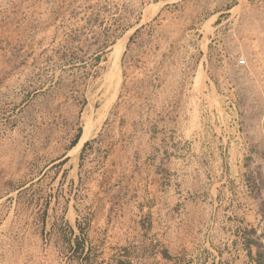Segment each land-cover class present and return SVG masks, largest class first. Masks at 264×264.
I'll list each match as a JSON object with an SVG mask.
<instances>
[{
	"label": "rangeland",
	"instance_id": "obj_1",
	"mask_svg": "<svg viewBox=\"0 0 264 264\" xmlns=\"http://www.w3.org/2000/svg\"><path fill=\"white\" fill-rule=\"evenodd\" d=\"M120 142L124 172L162 145L218 188L188 206L192 242L207 226L224 257L264 264V0H0V264H117L87 236L86 183Z\"/></svg>",
	"mask_w": 264,
	"mask_h": 264
},
{
	"label": "crops",
	"instance_id": "obj_2",
	"mask_svg": "<svg viewBox=\"0 0 264 264\" xmlns=\"http://www.w3.org/2000/svg\"><path fill=\"white\" fill-rule=\"evenodd\" d=\"M87 142L88 146L91 141ZM120 146L121 142L109 152L104 150L103 155L98 153V172L86 183L91 199L89 210L96 215L87 236L103 246L100 260H128L135 264H237V255L224 257L218 247L210 246L207 226L200 228L199 242H192L194 237L189 234L188 206L198 197L214 204L218 188L202 193L194 190L191 171L175 172L168 167L170 148L162 145L153 147L146 156L139 151L130 153L129 168L124 172L122 164L115 162L114 151ZM114 168L117 173L109 174ZM78 171L76 184L85 178L80 168Z\"/></svg>",
	"mask_w": 264,
	"mask_h": 264
},
{
	"label": "trees",
	"instance_id": "obj_3",
	"mask_svg": "<svg viewBox=\"0 0 264 264\" xmlns=\"http://www.w3.org/2000/svg\"><path fill=\"white\" fill-rule=\"evenodd\" d=\"M176 5V4H175ZM171 5L170 4H166L165 6H164V8L165 9H167V8H169ZM231 7L229 6V7H227V10H229ZM225 15H227V13H223V14H221L220 15V18H222L223 16H225ZM140 29L141 28H138L136 31H135V33L131 36V38H130V42H132L133 40H134V37L138 34V33H140ZM129 42V43H130ZM81 136H82V128H80V130H79V132L77 133V135L75 136V139L71 142V145L67 148V150L60 156V157H58V159L57 160H62V161H60L59 163H56L54 166H56V165H62V164H64L65 162H66V160H67V157H66V155H67V153H68V151L71 149V148H73L77 143H78V141L81 139ZM86 144H88V143H86ZM86 144H85V146H84V148L86 147ZM57 160H54L53 162H55V161H57ZM42 172V171H41ZM40 172V173H41ZM248 231V230H247ZM246 249H247V254H248V256L250 257V258H253V250H252V247H251V245L253 244V243H255V244H257L258 245V242H257V240H253V239H251V238H247L246 239ZM257 255H256V258H257V261H258V263H262V260H263V258H264V253L262 252V251H260V250H258L257 251V253H256ZM124 262L125 261H122V260H120V261H118L117 262V264H124Z\"/></svg>",
	"mask_w": 264,
	"mask_h": 264
}]
</instances>
